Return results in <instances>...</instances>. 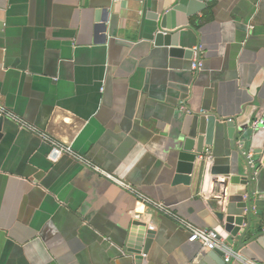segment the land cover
I'll use <instances>...</instances> for the list:
<instances>
[{"label":"crops","instance_id":"0c3cea01","mask_svg":"<svg viewBox=\"0 0 264 264\" xmlns=\"http://www.w3.org/2000/svg\"><path fill=\"white\" fill-rule=\"evenodd\" d=\"M172 1L0 0V105L37 132L9 119L2 128L0 264H198L208 251L176 218L237 247L216 217L222 187L203 190L196 177L173 184L172 155L194 114L233 118L247 142L234 144L225 128L206 150L212 158L232 156L235 145L250 153L249 187L264 200V126L249 129L264 118V0H203L175 49L154 41ZM39 134L70 144L172 215L68 156L50 161ZM239 163L246 175V160ZM136 220L154 232L140 260L125 250ZM237 254L264 264L256 243Z\"/></svg>","mask_w":264,"mask_h":264},{"label":"water","instance_id":"95a60500","mask_svg":"<svg viewBox=\"0 0 264 264\" xmlns=\"http://www.w3.org/2000/svg\"><path fill=\"white\" fill-rule=\"evenodd\" d=\"M205 6L203 0H173L167 4L157 16V33L154 37L156 45L164 43L175 49L178 31L183 28L193 29L191 22L197 21L196 15ZM178 16L181 18L179 23L176 21ZM5 120L0 117V138ZM225 128L234 144L238 137L244 139L242 144L247 142V129L241 128L233 118L221 119L213 113L194 114L189 134L178 142L172 155L173 184L190 185L196 177L197 184L200 183L203 190L210 182L212 185L221 186L222 194L219 200L222 210L216 213V217L227 234L225 239L231 242L237 238L235 253L251 243L258 244L264 250V200L254 199L249 187L252 177L250 167L247 165L246 175L240 174L239 158L246 160L248 164L247 158L240 153L236 145V153L232 156L211 157L209 160L202 157L206 147L212 146L215 138L220 137ZM237 185L246 187L241 192L235 187ZM153 237L154 232L148 230L144 222L136 220L133 222L125 250L135 255L136 260L143 259L142 255L147 254ZM198 264H232V261L225 263L224 254L213 250L208 251Z\"/></svg>","mask_w":264,"mask_h":264},{"label":"built area","instance_id":"2783aa9c","mask_svg":"<svg viewBox=\"0 0 264 264\" xmlns=\"http://www.w3.org/2000/svg\"><path fill=\"white\" fill-rule=\"evenodd\" d=\"M200 65H201V62L199 59V55L196 54V57L194 58L193 63H192V70L197 71L200 68ZM0 117H4L5 119L15 121L20 125L21 128H27V129H29L32 132L37 134V132L33 128H30V126L21 122L18 118H16V116L14 114H12L10 111L6 110L2 105H0ZM263 126H264V118H257V119H254L250 123L249 129L251 131H255L258 128L263 127ZM39 135H41V137L44 140H46L50 146V150L48 153V159L50 161L56 162L62 156H68L72 160H74L75 162H77V163H79L85 167H89V168L95 170L96 172H99L100 174L112 179L118 185H120L124 189H126V190L130 191L131 193H133L134 195H136L140 202L145 203L147 206L153 208L154 210H156L160 213L166 214V215H172L171 211H169V209L166 206H164L163 204L158 203V202H153L152 200L141 195L139 192H137L130 185H128L122 181L116 180L114 178H111V176L106 174L104 171H102L98 167H95L84 156L77 154L72 149L70 144H65V143H61V142L52 140L43 134H39ZM202 157L204 159H208V160L211 158V156L207 150L205 151V154ZM246 158L248 160V166L250 167V169L252 171H254L255 166H254V161L252 159L251 154L248 153L246 155ZM176 220H177L178 224L180 225V227H182L188 233V241L196 242L203 249H206L208 251H213V250L221 251L224 254V262L225 263H229L230 261L235 260V261L241 262L242 264H261V263L251 261V260H247V259H240L238 254L235 253L233 248L220 237L219 233L216 230H214V229H201V228H198V227L192 225L189 222H186L185 220L178 219V218H176Z\"/></svg>","mask_w":264,"mask_h":264}]
</instances>
